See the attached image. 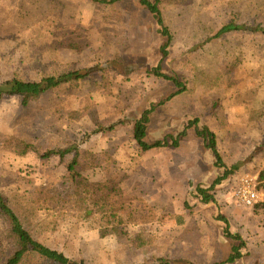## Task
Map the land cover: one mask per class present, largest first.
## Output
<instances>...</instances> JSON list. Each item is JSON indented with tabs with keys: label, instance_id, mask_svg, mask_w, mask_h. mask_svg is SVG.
<instances>
[{
	"label": "rangeland",
	"instance_id": "obj_1",
	"mask_svg": "<svg viewBox=\"0 0 264 264\" xmlns=\"http://www.w3.org/2000/svg\"><path fill=\"white\" fill-rule=\"evenodd\" d=\"M236 12L234 0H181L165 6L172 39L163 60L161 50L168 40L139 0L108 5L94 0H0V80L16 72L23 79L46 70L90 72L86 83L45 94L28 121L22 117L21 96H2L0 135L25 129L45 148L75 142L84 161L110 151L129 176L126 188L137 210L155 218L89 230L55 228L41 215L31 229L36 241L87 264H145L158 258L216 264L225 261L235 245L228 229L247 245L237 264H264V211L242 208L233 200L246 175L255 178L264 194L259 188L264 176V35L245 31L211 39ZM11 24L20 27H12L9 35ZM54 29V35L65 32L64 51L52 47ZM228 43L245 54V63L235 72L228 68ZM159 66L186 81L188 90L176 94L175 83L156 74ZM64 99L69 110L78 112L76 119L65 114L57 122L38 115L37 108ZM151 109L147 141L172 135L180 139L178 147L143 152L137 145L134 124ZM194 119L216 134L224 162L237 168L216 188V202L210 204L200 201L196 190L211 186L222 170L189 127ZM66 175L57 157L0 151V195L62 204L72 198ZM3 226L0 216V229Z\"/></svg>",
	"mask_w": 264,
	"mask_h": 264
},
{
	"label": "trees",
	"instance_id": "obj_2",
	"mask_svg": "<svg viewBox=\"0 0 264 264\" xmlns=\"http://www.w3.org/2000/svg\"><path fill=\"white\" fill-rule=\"evenodd\" d=\"M94 1L108 5L126 0ZM180 2L181 0H139L141 7L156 19L161 27L160 33L168 40L161 50L163 60L168 57L167 49L172 39L163 9L165 6L171 7ZM234 3L238 12L232 13L227 23L211 39H220L229 34L245 31L264 35V0H234ZM51 23L60 24L58 28L61 27V23L57 20H53ZM12 27L19 28L20 26L11 24L9 35H12ZM54 31L55 29L52 34V47L55 50L64 51L65 32L61 35H54ZM16 41L19 42L20 39L16 37ZM227 45L228 68L235 72L245 63V54L242 48H236L229 43ZM22 65L26 66L27 64L24 61ZM155 72L159 77L175 83L179 88L176 94H182L188 90L186 81H180L178 78L165 74L162 72L161 66ZM17 73L14 77L0 80V98L4 95L21 96L24 112L22 117L25 118V121L30 120L31 116L35 117L36 113H33L32 108L41 101L45 94L59 86L65 88V85L70 83H86L90 77V72L86 70L69 73L46 70L42 71L40 76L32 79H23ZM152 110L145 111L141 119L134 124V138L137 145L143 152L178 147L180 139L172 135L153 143L147 141ZM37 112L44 119H56L57 122L61 118H65V114L69 120L78 117L76 110L68 109L65 99L43 108H37ZM189 127L194 128L196 137L214 155L215 167L222 170V174L216 178L211 186L208 188L199 186L196 190V195L201 201L209 204L215 201L213 192L216 188L228 180L237 171V168H230L226 165L218 147L217 136L209 127L201 126L199 119L192 120ZM0 151H6L19 157L59 158L60 162L66 166L67 175L65 179L72 190V198L62 204L25 201L0 195V216L4 221V226L0 229V264H87L84 260H72L64 253L49 248L33 238L31 229L39 223L41 215L49 217L51 225L55 228L69 225L76 228L85 227L89 230L155 221L153 216H147L137 210L135 198L129 194L126 188L129 176L119 168L117 160L114 159L110 151L102 153L98 158L94 155L91 160L84 161L80 157L78 143L69 142L63 146L45 148L34 138L29 137L25 129H19L13 135H0ZM259 188L264 191V176L260 177ZM256 208L258 209L257 213L264 211V200L258 203ZM219 219L226 222L221 216ZM227 237L233 239L235 245L227 259L216 264H237L247 252V245L240 235L232 234L227 229ZM145 264L178 263L167 258H158L155 263ZM183 264H190V262Z\"/></svg>",
	"mask_w": 264,
	"mask_h": 264
},
{
	"label": "built area",
	"instance_id": "obj_3",
	"mask_svg": "<svg viewBox=\"0 0 264 264\" xmlns=\"http://www.w3.org/2000/svg\"><path fill=\"white\" fill-rule=\"evenodd\" d=\"M233 200L242 208H250L262 202L264 194L259 191L255 178L246 175L240 178Z\"/></svg>",
	"mask_w": 264,
	"mask_h": 264
},
{
	"label": "crops",
	"instance_id": "obj_4",
	"mask_svg": "<svg viewBox=\"0 0 264 264\" xmlns=\"http://www.w3.org/2000/svg\"><path fill=\"white\" fill-rule=\"evenodd\" d=\"M214 193V192H213ZM197 196V195H196ZM198 197V196H197ZM215 197V196H214ZM198 199H200L199 197H198ZM201 201V200H200ZM214 202H216V200L214 201ZM214 202H211V203H214ZM210 204V203H209Z\"/></svg>",
	"mask_w": 264,
	"mask_h": 264
}]
</instances>
